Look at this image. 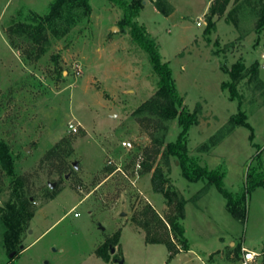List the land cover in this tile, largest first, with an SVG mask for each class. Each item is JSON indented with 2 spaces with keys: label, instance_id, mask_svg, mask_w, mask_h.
Returning <instances> with one entry per match:
<instances>
[{
  "label": "rangeland",
  "instance_id": "obj_1",
  "mask_svg": "<svg viewBox=\"0 0 264 264\" xmlns=\"http://www.w3.org/2000/svg\"><path fill=\"white\" fill-rule=\"evenodd\" d=\"M54 1L0 0V138L15 174L0 171V207L19 178L34 211L20 236L25 249L12 258L0 227V264H241L247 250L257 253L250 264H264V188L247 193L238 220L214 183L191 182L175 158L166 159V145L181 128L177 120L138 112L155 95L157 77L129 32L120 31L116 3L88 0L89 15L83 7L66 9L42 33L45 41L12 31L37 26ZM217 1L143 0L137 21L156 39L186 111L196 116L188 130L189 156L221 172L224 188L237 197L264 164V87L250 75L240 81L249 126L230 129L239 102L222 84L237 61L257 63L264 83V29H257L264 0H229L208 33L209 8ZM124 141L132 148H123ZM159 147L149 161L152 170H145V152ZM156 167L186 201L187 251L171 254L166 244L147 242L136 224L151 221L152 209L163 219L176 215L152 188Z\"/></svg>",
  "mask_w": 264,
  "mask_h": 264
},
{
  "label": "trees",
  "instance_id": "obj_2",
  "mask_svg": "<svg viewBox=\"0 0 264 264\" xmlns=\"http://www.w3.org/2000/svg\"><path fill=\"white\" fill-rule=\"evenodd\" d=\"M117 4L122 10V20L119 22L120 31L129 32L132 43L137 48L142 50L148 57L150 65L154 74L157 77L156 86L157 91L155 95L144 102L138 108L141 114H147L151 117L158 118L161 122L177 120L181 128V132L175 142H170L166 145L164 155L166 159L170 157L175 158L182 168V174L191 182L201 179H207L209 183H214L220 192L227 199V204L233 217L242 220L244 219L243 211L239 206L245 201L247 193L256 187L264 188V164L260 163L259 167L254 169L249 174V182L246 190L239 196L235 197L232 193L227 191L223 185L224 175L217 170H208L202 167L189 156L187 150L188 130L190 126L197 123L196 116L186 111L183 98L180 96L175 80L172 75L171 68L168 63L164 62L159 51V45L154 37H152L144 26L137 21L139 12L142 8L143 0H110ZM218 5L213 3L210 6V16L207 18L206 32H211L215 27V16L222 17L226 11L229 0H218ZM159 2L157 3V7ZM72 7H83L86 14L91 13V6L88 0H55L51 6L48 14L40 21L37 26L22 25L19 29H12L13 32H25L26 35L35 41H39L42 33L47 28H53L57 20L62 19L66 9ZM161 10V9H160ZM169 14L170 11H163ZM257 29L260 31L264 29V1L259 7V20ZM22 30V31H20ZM47 40L46 37L41 38ZM230 80L222 84L224 90H228L232 100H238L239 112L230 118V129L239 125L249 126L247 123V115L241 110L242 96L238 90V84L246 76L250 75L256 82L264 87V83L258 76V64L254 63L251 67H247L243 61H237L230 69H226ZM160 153V147L154 149L153 152H145L147 162L144 163V169L152 170L153 163H149L152 156H157ZM13 177L14 161L5 142L0 138V171ZM169 179L166 177L161 167H156L153 170L151 177L152 188L156 192L164 194L166 204L170 210L175 211L176 215L167 213L165 218H161L152 209L151 221L155 224L154 228H161L162 230H153L151 228V221L148 219L137 220L136 224L141 227L146 233V240L149 243H164L167 245L171 254L181 250H189L187 240L184 236L185 229L182 224L184 218V209L186 201L179 196L176 189L168 185ZM24 183L22 179L17 178L12 182L11 199L7 201L4 206L0 207V227L2 230V242L8 254L18 253L20 249V236L26 224L33 218L34 211L31 207V200L27 199L23 193ZM147 216V215H146ZM111 243V242H110ZM113 245L109 244L110 248ZM115 245V244H114ZM98 254L105 260L109 261V256L102 248L98 250Z\"/></svg>",
  "mask_w": 264,
  "mask_h": 264
},
{
  "label": "built area",
  "instance_id": "obj_3",
  "mask_svg": "<svg viewBox=\"0 0 264 264\" xmlns=\"http://www.w3.org/2000/svg\"><path fill=\"white\" fill-rule=\"evenodd\" d=\"M202 23H204V20L200 19V21L198 22V26H201ZM69 128H70V131L77 132L78 127L77 125L71 123L69 124ZM122 146L123 148L128 149V150L132 148V144L128 141H124L122 143ZM256 256H257V253H255L254 251L247 250L243 256L241 264H250L254 262Z\"/></svg>",
  "mask_w": 264,
  "mask_h": 264
},
{
  "label": "water",
  "instance_id": "obj_4",
  "mask_svg": "<svg viewBox=\"0 0 264 264\" xmlns=\"http://www.w3.org/2000/svg\"><path fill=\"white\" fill-rule=\"evenodd\" d=\"M116 111H112L111 113H110V117H114V116H116ZM27 151V150H26ZM75 167H77V165L75 164L74 165ZM53 184H50V187H52L53 188ZM123 215L125 214V213H122ZM25 248H24V246L23 245H21L20 246V250H24ZM111 253L112 254H114L115 253V248L114 247H111ZM16 253L15 252H13V253H11V255H10V257L12 258L14 255H15ZM118 264H124V262H123V260H118V261H116Z\"/></svg>",
  "mask_w": 264,
  "mask_h": 264
}]
</instances>
